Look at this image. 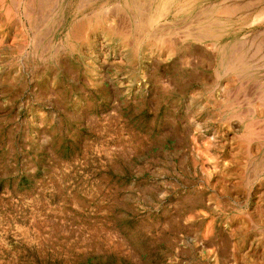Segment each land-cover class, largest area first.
Here are the masks:
<instances>
[{
	"label": "rangeland",
	"instance_id": "1",
	"mask_svg": "<svg viewBox=\"0 0 264 264\" xmlns=\"http://www.w3.org/2000/svg\"><path fill=\"white\" fill-rule=\"evenodd\" d=\"M67 3L0 0V264H264V0Z\"/></svg>",
	"mask_w": 264,
	"mask_h": 264
},
{
	"label": "bare ground",
	"instance_id": "2",
	"mask_svg": "<svg viewBox=\"0 0 264 264\" xmlns=\"http://www.w3.org/2000/svg\"><path fill=\"white\" fill-rule=\"evenodd\" d=\"M67 1H69V0H39V1L37 0V3H38L37 5H44L47 7H53L55 5L57 8H59V10H63L68 5ZM101 1L102 0H77L78 4L76 6L75 12L78 15H84V14H86V12H88L90 10L95 11L98 9L97 8L98 2H101ZM163 1L164 0H155L157 5L154 6V10L156 9V11H154V13L152 14V16L150 18V21L148 22V20L145 16V8L142 6V8H143L142 9L139 6V5H142L141 3L138 5L139 2L137 0H123V3H125L132 10L131 11V18L133 20L132 26L136 32L148 30V32L150 34L149 36H152V37H155L156 35L158 36L160 34L159 30L161 29V27H158L157 22L159 21V18L162 17V15H163L162 12L161 13L158 12L161 10V8H164L161 5V3ZM167 1L170 3L173 2V0H167ZM29 2H31V0H29ZM144 5H146V4H144ZM143 10H144V12H143ZM96 14H98V13H96ZM77 17H79V16H77ZM71 25L72 26L74 25V21L71 22L69 25L70 28L68 29V31L65 34L66 38L71 37V35H70ZM149 26L151 28H149ZM104 32L106 35L112 36V37L115 36V34H116L114 32V29L112 28V26L108 23H107V25H104ZM42 38H44V37H42ZM78 38H80V36Z\"/></svg>",
	"mask_w": 264,
	"mask_h": 264
}]
</instances>
